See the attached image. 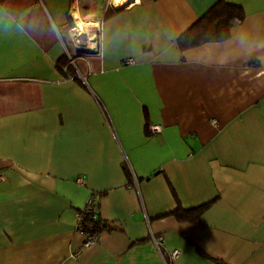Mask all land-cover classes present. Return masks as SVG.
<instances>
[{"label": "crops", "instance_id": "0c3cea01", "mask_svg": "<svg viewBox=\"0 0 264 264\" xmlns=\"http://www.w3.org/2000/svg\"><path fill=\"white\" fill-rule=\"evenodd\" d=\"M216 1L0 0V264H264V0L179 47Z\"/></svg>", "mask_w": 264, "mask_h": 264}, {"label": "trees", "instance_id": "16d2710c", "mask_svg": "<svg viewBox=\"0 0 264 264\" xmlns=\"http://www.w3.org/2000/svg\"><path fill=\"white\" fill-rule=\"evenodd\" d=\"M243 18L244 11L240 5L226 0H217L179 36L178 45L184 49L207 41L225 39L229 36L231 29L239 25ZM201 210L202 207L189 210L178 208L175 210V216L179 220L196 222ZM82 222L86 233H99L107 225L93 210L84 213Z\"/></svg>", "mask_w": 264, "mask_h": 264}, {"label": "rangeland", "instance_id": "374dc122", "mask_svg": "<svg viewBox=\"0 0 264 264\" xmlns=\"http://www.w3.org/2000/svg\"><path fill=\"white\" fill-rule=\"evenodd\" d=\"M74 0H72L73 2ZM86 7L89 5V3H85ZM84 9H86V14L83 15L84 18H82V20L79 21V23H76L75 20L71 19V22H72V25H74V30L76 33H79V36H83L84 37H87L89 36L92 32L95 31L94 27L93 26H98L99 24H96L95 23H86L85 22V19H89V18H96L97 16V20L101 17V12L96 14L97 12H95L94 10H89V8H85L83 7ZM89 28H92V29H89Z\"/></svg>", "mask_w": 264, "mask_h": 264}, {"label": "built area", "instance_id": "2783aa9c", "mask_svg": "<svg viewBox=\"0 0 264 264\" xmlns=\"http://www.w3.org/2000/svg\"><path fill=\"white\" fill-rule=\"evenodd\" d=\"M151 128H152V130L156 131V130L160 129V125L159 124H152ZM91 204H92V200H89L87 205L82 209V211H80L79 217H78L79 218V229L81 230V232L85 233V236H86L85 243H84L85 245H92L95 242H97L99 239L98 233H86L84 231V226L82 224L83 223L82 221L84 218V213L90 212L92 210ZM162 240H163L162 237L157 238L158 243L161 242ZM174 254H176V251L173 252V255Z\"/></svg>", "mask_w": 264, "mask_h": 264}, {"label": "bare ground", "instance_id": "6f19581e", "mask_svg": "<svg viewBox=\"0 0 264 264\" xmlns=\"http://www.w3.org/2000/svg\"><path fill=\"white\" fill-rule=\"evenodd\" d=\"M114 1L116 2V5H117V4H118V3H117L118 0H114ZM126 1H128V0H126Z\"/></svg>", "mask_w": 264, "mask_h": 264}, {"label": "water", "instance_id": "95a60500", "mask_svg": "<svg viewBox=\"0 0 264 264\" xmlns=\"http://www.w3.org/2000/svg\"><path fill=\"white\" fill-rule=\"evenodd\" d=\"M127 3H128V2H127ZM124 4H125V3H124ZM116 7H121V5H119V6H115V8H116Z\"/></svg>", "mask_w": 264, "mask_h": 264}]
</instances>
